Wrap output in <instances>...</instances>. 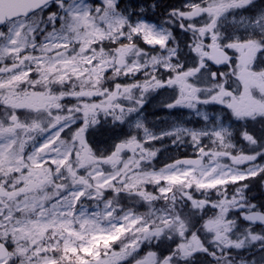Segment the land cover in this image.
<instances>
[{
  "label": "snow or ice",
  "instance_id": "obj_1",
  "mask_svg": "<svg viewBox=\"0 0 264 264\" xmlns=\"http://www.w3.org/2000/svg\"><path fill=\"white\" fill-rule=\"evenodd\" d=\"M253 182L264 0H0V264H264Z\"/></svg>",
  "mask_w": 264,
  "mask_h": 264
},
{
  "label": "flooded vegetation",
  "instance_id": "obj_2",
  "mask_svg": "<svg viewBox=\"0 0 264 264\" xmlns=\"http://www.w3.org/2000/svg\"><path fill=\"white\" fill-rule=\"evenodd\" d=\"M166 2H171V0H166ZM146 114L149 120L154 121L155 117H160V121L158 122V127H165L167 120H170L171 117H168L166 110L159 107L158 109L155 106L147 105L146 106ZM185 152L184 149H181L179 153H172L173 157L181 156ZM187 154L191 155V150H187ZM254 197L264 198V190L260 189L259 184L257 182H253L252 193Z\"/></svg>",
  "mask_w": 264,
  "mask_h": 264
},
{
  "label": "rangeland",
  "instance_id": "obj_3",
  "mask_svg": "<svg viewBox=\"0 0 264 264\" xmlns=\"http://www.w3.org/2000/svg\"><path fill=\"white\" fill-rule=\"evenodd\" d=\"M162 99V98H161ZM148 105H151V106H155L156 109H158L160 106H159V99H153L150 101V103ZM147 106V105H146ZM102 137H97V139H101ZM180 151H175V150H166L164 153L161 154V156L159 157V159L161 161H166L170 158H172V153H179Z\"/></svg>",
  "mask_w": 264,
  "mask_h": 264
}]
</instances>
